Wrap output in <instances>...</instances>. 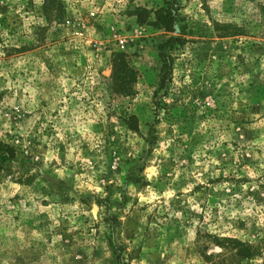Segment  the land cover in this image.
Wrapping results in <instances>:
<instances>
[{
	"label": "rangeland",
	"instance_id": "1",
	"mask_svg": "<svg viewBox=\"0 0 264 264\" xmlns=\"http://www.w3.org/2000/svg\"><path fill=\"white\" fill-rule=\"evenodd\" d=\"M0 142V264H264V0H0Z\"/></svg>",
	"mask_w": 264,
	"mask_h": 264
},
{
	"label": "trees",
	"instance_id": "2",
	"mask_svg": "<svg viewBox=\"0 0 264 264\" xmlns=\"http://www.w3.org/2000/svg\"><path fill=\"white\" fill-rule=\"evenodd\" d=\"M158 21L160 22L162 28L168 32V33H174V23H175V17L171 13V10H166L164 12V15L158 18ZM171 42V41H170ZM168 44H166L167 46ZM165 46V47H166ZM164 47V48H165ZM162 70H161V88H165L168 78L171 76V68L172 63L171 60L166 58L165 56H162ZM154 98L156 100V109L159 108L163 103L161 102V99L159 98V95L155 93ZM15 156V152L12 147L4 144L3 142H0V159L2 161H10Z\"/></svg>",
	"mask_w": 264,
	"mask_h": 264
}]
</instances>
